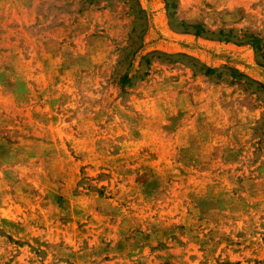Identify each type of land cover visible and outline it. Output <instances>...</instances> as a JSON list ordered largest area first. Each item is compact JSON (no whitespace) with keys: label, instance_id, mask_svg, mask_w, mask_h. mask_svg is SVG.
I'll use <instances>...</instances> for the list:
<instances>
[{"label":"rangeland","instance_id":"rangeland-1","mask_svg":"<svg viewBox=\"0 0 264 264\" xmlns=\"http://www.w3.org/2000/svg\"><path fill=\"white\" fill-rule=\"evenodd\" d=\"M0 264H264V0H0Z\"/></svg>","mask_w":264,"mask_h":264},{"label":"trees","instance_id":"trees-1","mask_svg":"<svg viewBox=\"0 0 264 264\" xmlns=\"http://www.w3.org/2000/svg\"><path fill=\"white\" fill-rule=\"evenodd\" d=\"M172 5L174 4L173 2L171 3ZM135 18H136V24L133 28V31L137 28V21L144 19L145 20V14L142 10L138 9L137 12L135 13ZM210 71V69H208Z\"/></svg>","mask_w":264,"mask_h":264}]
</instances>
